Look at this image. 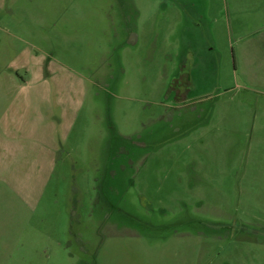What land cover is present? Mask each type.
<instances>
[{"label":"rangeland","instance_id":"obj_1","mask_svg":"<svg viewBox=\"0 0 264 264\" xmlns=\"http://www.w3.org/2000/svg\"><path fill=\"white\" fill-rule=\"evenodd\" d=\"M263 71L264 0H0V264H264Z\"/></svg>","mask_w":264,"mask_h":264},{"label":"crops","instance_id":"obj_2","mask_svg":"<svg viewBox=\"0 0 264 264\" xmlns=\"http://www.w3.org/2000/svg\"><path fill=\"white\" fill-rule=\"evenodd\" d=\"M259 69L260 67L255 68L256 71H259ZM262 74L264 75V71L262 72ZM30 77L33 80H40V81H35L33 83V85L37 87L40 85L39 82L47 81L46 86L40 85V87L42 89H45V93L48 96H50L51 105L47 108L46 110L47 115L45 114L46 117L43 119L42 122H44L43 125L48 124L51 128H53L55 135L61 138V136H63L68 131L70 123L73 119V116H75L77 111L79 110V105H80L79 99H81V96H82L81 91L79 89L73 88L75 86H73L71 83H70V86L72 85V88H69L66 90L65 87L63 86L65 85L67 78L59 74L57 75L49 74L48 66H46V68L43 69L42 72L40 71V73H35V72L30 73ZM63 94L64 96H61ZM58 97H62L63 99L58 98ZM56 98L58 99L56 100ZM62 101L64 105L62 104ZM56 107L60 108L59 112H57V110L55 109ZM36 123H37V120H36ZM20 139L24 140L23 138H20ZM20 139H16V138L12 139V138L7 137L5 140L12 142V143L16 141L18 143ZM25 147L21 150V152L24 151ZM54 158H50V161H51L50 163H52V166L55 163Z\"/></svg>","mask_w":264,"mask_h":264}]
</instances>
